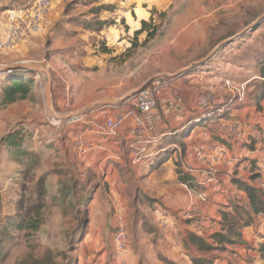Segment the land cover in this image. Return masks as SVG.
Wrapping results in <instances>:
<instances>
[{"label":"rangeland","instance_id":"rangeland-1","mask_svg":"<svg viewBox=\"0 0 264 264\" xmlns=\"http://www.w3.org/2000/svg\"><path fill=\"white\" fill-rule=\"evenodd\" d=\"M33 1L0 0V22H4L9 9L28 6ZM262 14L264 0H51L40 30L10 52H0V68L22 64L43 66L50 79L53 110L59 114H78L70 121H56L49 116L45 82L40 74L33 75V88L27 100L6 107L0 101V264H16L26 258L41 260L49 255L56 264H77V250L86 235L89 209L94 206L111 213L119 209L113 208V195L121 192L119 189H110L101 173L72 164L74 156L71 159L69 148L63 147L68 138H60L65 136L64 126L69 128L91 120L100 126L111 116L110 108L98 105L82 110L101 101L103 94L113 96L111 100L125 98L152 77L154 80L148 87L160 85L158 75L169 76L212 52L205 64L210 61L209 65L223 67L226 75L198 76L204 83L198 99L212 96L209 111L214 107L217 91L224 90L227 99H244L245 81L251 73L240 72L233 63L239 65L251 54L253 60L262 56L264 21L250 26ZM122 17L127 18L129 27ZM142 20L151 22L149 28L156 31L153 39L147 40L146 33L133 39V29L140 28ZM97 21L105 25L97 26L100 30L95 32L92 30L97 27L88 23ZM242 31L239 37L219 47ZM9 76L0 72V82ZM75 80L81 85L76 93L65 89L64 83L73 85ZM164 83L169 85L170 81L166 79ZM17 132L24 135L23 147L40 155L41 163L33 177L24 176L23 167L13 156L15 150L3 143L9 134ZM40 178L45 180L46 195L38 229H11L4 240L5 220L15 211L12 202L21 193L32 202L33 188ZM22 183L26 184L27 192L21 189ZM64 187L68 190L72 187L73 194L66 197ZM81 198L85 199V205L78 206L76 201ZM138 204L133 202L132 195L127 197V206L132 211ZM132 211L124 222L127 245L134 235ZM83 216L85 222L77 228L78 217ZM75 228L77 233L73 235ZM114 232L109 230L100 237V242L107 244L109 252L112 245L116 256Z\"/></svg>","mask_w":264,"mask_h":264},{"label":"crops","instance_id":"crops-1","mask_svg":"<svg viewBox=\"0 0 264 264\" xmlns=\"http://www.w3.org/2000/svg\"><path fill=\"white\" fill-rule=\"evenodd\" d=\"M122 18L129 27L127 18ZM258 58L253 60L251 54L245 62L233 63L240 72L251 73L245 81L246 97L227 99L224 90L217 91L208 114L197 106L204 84L198 76L226 75L223 67L209 65L210 61L176 76L158 75L165 87L155 109L141 114L145 128L141 137L131 134L129 113L135 112L134 107L121 101L106 105L111 116H123L114 136L104 134L102 126L92 120L63 127L65 136L59 134L68 138L63 147L69 148L71 159L74 156L72 164L101 173L110 189L121 191L113 195V208H119L113 213L94 206L89 209L77 264H193L204 254L190 243L192 235L217 248L206 255L212 264H264V211L253 213L245 190L254 188L264 202V96L255 97V83L264 78L257 71ZM166 79L169 85L164 83ZM64 84L73 93L81 86L76 80L73 85ZM112 97L103 94L99 102ZM84 141L95 150L82 153ZM177 169L190 177L197 190L178 181ZM130 195L134 203H141L134 211L127 206ZM239 207L248 211L246 221L237 216ZM191 208L198 210L200 221L184 218ZM131 211L134 235L123 253L114 256L113 246L109 252L100 237L114 231L119 221L126 223ZM221 213L237 219L234 229L238 236L218 246L211 237L227 232Z\"/></svg>","mask_w":264,"mask_h":264},{"label":"trees","instance_id":"trees-1","mask_svg":"<svg viewBox=\"0 0 264 264\" xmlns=\"http://www.w3.org/2000/svg\"><path fill=\"white\" fill-rule=\"evenodd\" d=\"M94 24V26L105 25L101 21H97L95 23H88ZM151 22L147 21H140V28L133 33V39L137 40V38L143 34H147V40L153 39L156 35L155 29H150ZM100 28L92 31H99ZM263 56L258 58L256 63L257 71L259 77L264 78V54ZM22 72L24 74H22ZM9 74L10 76L0 82V101L1 104L6 107L12 104H15L20 101L27 100L31 95L32 88H33V75L32 71H19V72H4V75ZM255 89L257 95L255 96L256 99H261L264 96V81L261 83H255ZM206 114L210 111L208 109L204 110ZM4 145L9 147L12 150H15L13 156H15V160H17L19 166H22L24 171V176L33 177L34 172L40 166L41 160L40 155L31 151H28L26 148L23 147L24 144V135L21 133H11L9 134L6 139L4 140ZM182 148V147H181ZM183 150V148H182ZM178 181L185 184L191 190H197V185H195L188 175L183 174L179 169H177ZM21 189L27 192L26 184L22 183L20 185ZM35 192V199L30 202L25 198L23 193L18 194L17 198L13 201V206L15 213L13 216H7L5 220V225L2 228V234L4 235V240L8 238L7 233L14 229L15 231H22V230H37L39 227V217L41 216V212L44 207V197L46 195L45 192V180L44 178H40L34 185L33 188ZM72 191L71 189L64 187V192L66 197H68ZM250 201V207L254 214H257L261 211H264V202L261 199V194L256 191L254 188L248 187L245 189ZM78 206L85 205V199L76 201ZM237 216L242 220L248 219V211L245 208H237L236 209ZM222 216V225L223 228L227 231L226 233H216L214 234L211 239L213 243H216L220 246L223 243H231L232 238L238 236L235 232V225L237 219L234 217L226 214L221 213ZM79 222L77 228H80L81 224L85 222V216L78 217ZM76 218V219H78ZM223 229V230H224ZM75 235L77 233L76 228L73 232ZM190 243L197 247V250L203 253L204 257H199L198 259L193 260V264H212L210 260L207 259L206 255H210L212 251L217 250V248L213 247L212 245L208 244L201 238H198L194 235L190 237ZM1 246V245H0ZM220 250V249H219ZM66 258V257H65ZM63 258V259H65ZM67 260V259H66ZM64 262V261H63ZM75 262V261H73ZM16 264H56L55 260L49 255L44 257L41 260L29 259L26 258L24 261H18ZM67 264V263H63ZM69 264V263H68Z\"/></svg>","mask_w":264,"mask_h":264},{"label":"built area","instance_id":"built-area-1","mask_svg":"<svg viewBox=\"0 0 264 264\" xmlns=\"http://www.w3.org/2000/svg\"><path fill=\"white\" fill-rule=\"evenodd\" d=\"M51 6V0H34L30 5L12 8L6 11L4 22H0V52H10L19 45L26 37L36 34L44 21V18ZM165 86L163 84H152L136 95L129 97L125 102L134 107L135 112L129 113L133 118V127L131 134L135 137H141L144 132V124L141 114L153 111L156 107V99ZM241 99V98H239ZM213 100L211 95H204L198 99L197 106L200 110H206ZM123 122L122 115L110 116L103 123L102 130L104 134L114 136ZM82 153L95 150V146L90 142L84 141L80 146ZM141 159V154L136 156ZM165 216V215H163ZM187 220H201L198 210L191 208L184 214ZM164 226L165 223L163 222ZM128 231L125 223L121 220L118 222L114 232V244L117 255L123 253L127 246Z\"/></svg>","mask_w":264,"mask_h":264},{"label":"water","instance_id":"water-1","mask_svg":"<svg viewBox=\"0 0 264 264\" xmlns=\"http://www.w3.org/2000/svg\"><path fill=\"white\" fill-rule=\"evenodd\" d=\"M264 21V14H262L260 17H258L254 22L251 23V28L258 26L260 23H262ZM244 31H242L241 33H239L238 35L225 40L224 42H222L219 47H222L228 43H230L231 41H233L235 38L239 37ZM213 54L210 53L207 57H205L204 59L197 61L195 63H192L191 65L180 69L179 71L175 72L174 74H171L170 76H176L178 74L181 73H185L191 69H193L196 66L199 65H203L205 64L208 60H210L211 55ZM19 70H24V71H32L35 75H42L44 82H45V99H46V104H47V111L49 116L53 117L56 121H70L76 118L78 113H74V114H58L53 110L52 104H51V84H50V79H49V75H48V71L41 65H16V66H7V67H1L0 68V72L4 73V72H14V71H19ZM154 77L148 79L146 82H144L138 89L130 92L129 94H127L125 96V98H129L132 97L134 95H136L138 92H140L141 90L145 89L148 87L149 82L153 81ZM123 98V99H125ZM122 99V100H123ZM121 99H114V100H110V101H104V102H98V103H94L89 105L88 107H86L85 109H83L82 111L87 110L90 107L93 106H98V105H108L111 103H115L118 101H122Z\"/></svg>","mask_w":264,"mask_h":264}]
</instances>
